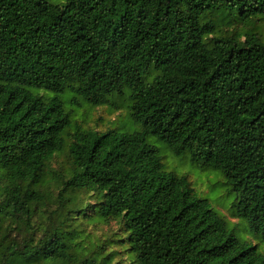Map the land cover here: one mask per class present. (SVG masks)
<instances>
[{
    "label": "trees",
    "instance_id": "obj_1",
    "mask_svg": "<svg viewBox=\"0 0 264 264\" xmlns=\"http://www.w3.org/2000/svg\"><path fill=\"white\" fill-rule=\"evenodd\" d=\"M261 21L264 0H0V264H264L147 143L222 172L264 242ZM68 91L92 106L128 91L142 129L79 133L51 187ZM97 221L121 232L99 239Z\"/></svg>",
    "mask_w": 264,
    "mask_h": 264
},
{
    "label": "rangeland",
    "instance_id": "obj_2",
    "mask_svg": "<svg viewBox=\"0 0 264 264\" xmlns=\"http://www.w3.org/2000/svg\"><path fill=\"white\" fill-rule=\"evenodd\" d=\"M46 1L60 5L65 0ZM258 23L256 32L264 38V21ZM33 92L44 97L53 95L43 90H33ZM128 95V91H125L124 95L115 94L110 97L109 104L101 106H92L70 91L61 96L72 124L65 135L66 150L58 154L48 167L47 179L51 181V187H55L57 183L61 184L62 188L63 183L71 177L72 166L67 148L75 141V136L79 133L91 131L104 134L108 131H116L124 135L141 131L142 127L132 119ZM147 143L158 150L166 172L177 176H187L190 179L196 197L209 202L210 207L225 221L229 235L237 237L247 247H256L257 251L264 255V242L251 233L246 221L237 218L236 194L230 191L222 172L199 168L192 162L189 155H175L167 144L153 136L147 137ZM89 229L95 237L102 240L121 232L116 221H97L90 224ZM110 249L116 248L111 246ZM117 261L122 263V258L117 257Z\"/></svg>",
    "mask_w": 264,
    "mask_h": 264
}]
</instances>
